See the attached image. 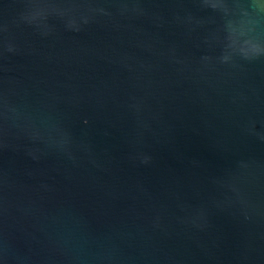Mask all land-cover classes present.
I'll list each match as a JSON object with an SVG mask.
<instances>
[{"label": "water", "instance_id": "obj_1", "mask_svg": "<svg viewBox=\"0 0 264 264\" xmlns=\"http://www.w3.org/2000/svg\"><path fill=\"white\" fill-rule=\"evenodd\" d=\"M0 264H264V0H0Z\"/></svg>", "mask_w": 264, "mask_h": 264}]
</instances>
